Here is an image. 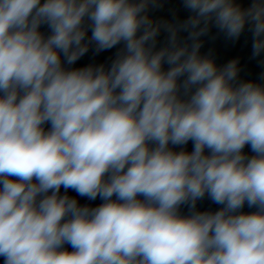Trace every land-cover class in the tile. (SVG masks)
I'll return each instance as SVG.
<instances>
[{
  "label": "clouds",
  "instance_id": "9594fccd",
  "mask_svg": "<svg viewBox=\"0 0 264 264\" xmlns=\"http://www.w3.org/2000/svg\"><path fill=\"white\" fill-rule=\"evenodd\" d=\"M161 6L0 0L3 264H264V83L201 54L212 26L246 25L264 53V0H183L175 22ZM206 196L221 207L197 210Z\"/></svg>",
  "mask_w": 264,
  "mask_h": 264
}]
</instances>
